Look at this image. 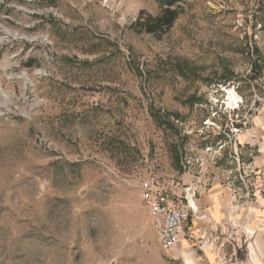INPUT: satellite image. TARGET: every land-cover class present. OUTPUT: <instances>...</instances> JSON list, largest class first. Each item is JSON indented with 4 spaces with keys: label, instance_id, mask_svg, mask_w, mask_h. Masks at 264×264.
<instances>
[{
    "label": "rangeland",
    "instance_id": "obj_1",
    "mask_svg": "<svg viewBox=\"0 0 264 264\" xmlns=\"http://www.w3.org/2000/svg\"><path fill=\"white\" fill-rule=\"evenodd\" d=\"M162 1L0 0V264H249L240 233L199 227L202 199L264 196V0H178L168 31L133 27ZM152 175L196 191L172 249Z\"/></svg>",
    "mask_w": 264,
    "mask_h": 264
},
{
    "label": "built area",
    "instance_id": "obj_2",
    "mask_svg": "<svg viewBox=\"0 0 264 264\" xmlns=\"http://www.w3.org/2000/svg\"><path fill=\"white\" fill-rule=\"evenodd\" d=\"M167 177L168 181L174 182L173 185L152 175L140 181V190L150 224L159 241L164 248L172 249L181 244L190 222L200 217L196 191L173 180V176Z\"/></svg>",
    "mask_w": 264,
    "mask_h": 264
},
{
    "label": "crops",
    "instance_id": "obj_3",
    "mask_svg": "<svg viewBox=\"0 0 264 264\" xmlns=\"http://www.w3.org/2000/svg\"><path fill=\"white\" fill-rule=\"evenodd\" d=\"M258 134L260 137L255 141L256 143H259L261 148L258 150L259 154L255 157L254 161H252L255 168H260L264 165V128L259 130ZM201 203L206 205L205 212L210 224H206L207 227L205 228V223L201 222V227H199L200 229L208 230L210 232L211 229H216L218 224H222L224 227L223 229L227 233V238H225V240L231 243L232 239L240 233L242 236L241 238L246 243L245 246L243 245V248L246 249V260L248 263L263 264L261 258L263 256V248L259 245V240L261 236V242L263 241L262 229H264V196H261L260 199L258 198L255 202L251 203L250 211L248 210L245 212L240 210L241 208L238 205H235L233 198L228 196L226 193L224 195L215 193L210 198L202 199ZM241 213L242 215H240ZM193 221L194 219L192 222ZM235 224H239V228L238 226H235ZM246 227H253L255 229V237L254 235L252 236L251 234L246 233L243 235ZM192 228L194 229L196 227ZM195 232L197 233V230ZM253 237L255 238V241H253ZM230 253L231 252H229V254Z\"/></svg>",
    "mask_w": 264,
    "mask_h": 264
},
{
    "label": "trees",
    "instance_id": "obj_4",
    "mask_svg": "<svg viewBox=\"0 0 264 264\" xmlns=\"http://www.w3.org/2000/svg\"><path fill=\"white\" fill-rule=\"evenodd\" d=\"M177 2L178 0H163L159 14H147L145 18L140 16L133 27L154 35L168 31L180 15L181 8L177 6ZM144 13L142 11L141 15Z\"/></svg>",
    "mask_w": 264,
    "mask_h": 264
}]
</instances>
